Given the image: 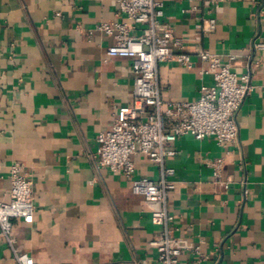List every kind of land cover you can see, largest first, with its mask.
Listing matches in <instances>:
<instances>
[{
	"label": "crops",
	"instance_id": "1",
	"mask_svg": "<svg viewBox=\"0 0 264 264\" xmlns=\"http://www.w3.org/2000/svg\"><path fill=\"white\" fill-rule=\"evenodd\" d=\"M118 1L0 0V200L10 199V165L21 162L35 204L33 221L14 219L16 250L38 264H160L152 213L166 206L189 246L181 264H264V48L255 47L264 43V0H163L183 43L175 50L195 61L192 69L160 63L165 100L193 101L202 85H214L198 47L235 54L233 70L251 69L254 85L237 113L235 142L187 134L173 143L166 205L134 193L97 156L98 135L135 103L132 60L109 55L115 40L97 29L125 19ZM209 18L217 26L205 31ZM133 159L138 176H161L158 163ZM215 162L233 175L229 189L215 181ZM0 264H18L1 237Z\"/></svg>",
	"mask_w": 264,
	"mask_h": 264
},
{
	"label": "built area",
	"instance_id": "2",
	"mask_svg": "<svg viewBox=\"0 0 264 264\" xmlns=\"http://www.w3.org/2000/svg\"><path fill=\"white\" fill-rule=\"evenodd\" d=\"M118 3L125 19L104 21L97 29L115 40L108 49L109 55L132 60L135 103L121 106L111 128L98 135L97 156L103 167L130 179L134 193L166 205L169 192L175 188L172 176L176 171L166 165V159L175 153L173 143L187 134L199 139L213 136L223 145L235 142L239 137L237 113L254 90L252 70L240 75L233 70L235 54L223 56L198 47L196 54L205 63L203 72L213 75L214 85H202L199 98L193 101L165 100L159 83L160 63L175 60L192 69L195 61L190 53L175 50L182 49L183 43L164 19L163 0H119ZM216 26L215 18L203 21L205 31ZM137 29L140 33L135 34ZM255 47L263 49L264 43L257 42ZM138 154L160 165L158 179L136 174L133 156ZM211 165L215 181L229 189L233 175H223L221 162ZM9 180L10 199L0 200V237L13 249L18 264H38L29 253L16 250L12 233L14 219L27 222L34 219L33 180L21 162L10 165ZM244 193L247 195L248 189ZM174 218L166 206L152 213L153 222L161 228L160 264H181L180 257L189 248L185 239L176 237ZM195 249L198 251L199 246Z\"/></svg>",
	"mask_w": 264,
	"mask_h": 264
}]
</instances>
